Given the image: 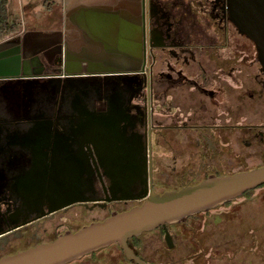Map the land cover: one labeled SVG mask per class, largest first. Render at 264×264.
I'll return each mask as SVG.
<instances>
[{
    "label": "flooded vegetation",
    "instance_id": "obj_1",
    "mask_svg": "<svg viewBox=\"0 0 264 264\" xmlns=\"http://www.w3.org/2000/svg\"><path fill=\"white\" fill-rule=\"evenodd\" d=\"M151 2L134 69L0 77V259L152 191L264 166V0ZM128 247L66 264H264V184Z\"/></svg>",
    "mask_w": 264,
    "mask_h": 264
},
{
    "label": "crops",
    "instance_id": "obj_2",
    "mask_svg": "<svg viewBox=\"0 0 264 264\" xmlns=\"http://www.w3.org/2000/svg\"><path fill=\"white\" fill-rule=\"evenodd\" d=\"M15 4L9 0L8 18L17 29L0 41V77L13 75L24 65L56 63L77 75L140 64L136 55L142 0H26L25 5L18 0L24 14L10 16ZM36 10L49 15L42 28L37 27Z\"/></svg>",
    "mask_w": 264,
    "mask_h": 264
},
{
    "label": "water",
    "instance_id": "obj_3",
    "mask_svg": "<svg viewBox=\"0 0 264 264\" xmlns=\"http://www.w3.org/2000/svg\"><path fill=\"white\" fill-rule=\"evenodd\" d=\"M151 3V0H142L141 33L149 40L155 32L151 23ZM41 122L45 120L33 123L36 126ZM263 184L264 166H261L231 175L214 174L180 190L162 194L152 191L142 205L115 212L106 220L87 225L77 232L63 233L50 243L3 257L0 264H66L115 242L124 247L130 257H134L128 247L130 237L155 229L161 224L182 222L191 215L236 200Z\"/></svg>",
    "mask_w": 264,
    "mask_h": 264
},
{
    "label": "trees",
    "instance_id": "obj_4",
    "mask_svg": "<svg viewBox=\"0 0 264 264\" xmlns=\"http://www.w3.org/2000/svg\"><path fill=\"white\" fill-rule=\"evenodd\" d=\"M8 3L9 0H0V41L17 29L9 21Z\"/></svg>",
    "mask_w": 264,
    "mask_h": 264
},
{
    "label": "rangeland",
    "instance_id": "obj_5",
    "mask_svg": "<svg viewBox=\"0 0 264 264\" xmlns=\"http://www.w3.org/2000/svg\"><path fill=\"white\" fill-rule=\"evenodd\" d=\"M22 2V1H21ZM18 3V0H16V4L14 5V6H12V9H14L15 11H13L11 14H10V16H13V15H22V14H24V9L19 5V4H17ZM26 4V0H24V5ZM22 5H23V2H22ZM27 11V10H26ZM35 13H37V15H36V19H38V22L36 23L37 25H39V26H37V27H41V25H45V23H44V21H45V18H49V15H47V17H44L45 16V14L44 13H42L41 12V14H38V10H36L35 11ZM40 13V12H39ZM43 15V16H42ZM11 19H12V17H11ZM42 28V27H41ZM261 189V188H260ZM260 189H258V190H260ZM263 190V189H262Z\"/></svg>",
    "mask_w": 264,
    "mask_h": 264
}]
</instances>
